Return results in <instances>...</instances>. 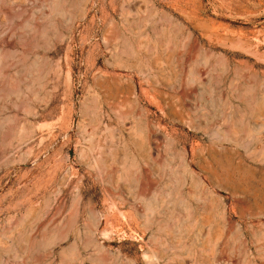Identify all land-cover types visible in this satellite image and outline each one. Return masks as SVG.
<instances>
[{
	"label": "rangeland",
	"instance_id": "1",
	"mask_svg": "<svg viewBox=\"0 0 264 264\" xmlns=\"http://www.w3.org/2000/svg\"><path fill=\"white\" fill-rule=\"evenodd\" d=\"M0 264H264V0H0Z\"/></svg>",
	"mask_w": 264,
	"mask_h": 264
},
{
	"label": "bare ground",
	"instance_id": "2",
	"mask_svg": "<svg viewBox=\"0 0 264 264\" xmlns=\"http://www.w3.org/2000/svg\"><path fill=\"white\" fill-rule=\"evenodd\" d=\"M59 2V1H58ZM183 58V57H182ZM183 60V59H182ZM185 67V66H184ZM186 68V67H185ZM202 78H203V76H202ZM148 130H149V127H148ZM130 132V131H129ZM135 133V132H134ZM187 140V139H186ZM194 151V150H193ZM158 155H159V153H158ZM157 155V156H158ZM160 158V157H159ZM193 163V162H192ZM207 182V181H206ZM212 188V187H211Z\"/></svg>",
	"mask_w": 264,
	"mask_h": 264
}]
</instances>
